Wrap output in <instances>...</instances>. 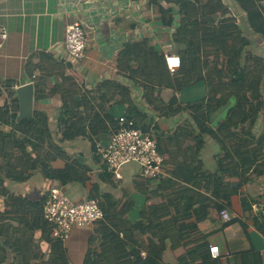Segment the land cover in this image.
Here are the masks:
<instances>
[{
    "label": "trees",
    "instance_id": "obj_1",
    "mask_svg": "<svg viewBox=\"0 0 264 264\" xmlns=\"http://www.w3.org/2000/svg\"><path fill=\"white\" fill-rule=\"evenodd\" d=\"M232 1L244 12L246 24L238 21L232 5L225 0H157L162 21L175 26L171 41L181 59L178 70L170 73L163 54L148 39L128 42L119 54L118 68L132 76L133 85L142 87L143 103L133 100L129 87H118L111 80L102 82L95 91L96 97L100 96L96 107L88 96L76 101L73 88L58 85L56 92L62 99L58 139L45 112L35 110L32 116L20 117L18 99L12 96L14 90L10 91V98L0 105V197L5 201V208L0 209V264H71L63 240L52 237V226L43 216L47 196L33 201L15 195L6 187L5 179L23 182L32 171L41 170L48 179L84 186L88 167L67 154L61 143L86 137L97 152L101 141L95 137L115 132L121 117L150 132L162 155L163 136L159 133L163 132L146 109L169 117L180 108L174 97L167 104L162 102L159 92L163 87L181 90L201 81L207 84L206 97L188 107L195 127L186 123L164 138L170 147L178 145L175 154L184 150V158L180 161L173 154L165 160V173L156 186L151 187L154 180H136V186L152 203L148 205L146 200L135 222L128 215L133 201L115 198L93 183L88 198L98 200L103 218L91 237L98 246L88 249L81 264H166L163 251L186 246V236L196 232L197 223L208 216L210 208L217 212L229 209L232 198L241 194V203L251 214L255 197L242 194V188L260 176L264 186V129L256 130L264 113V56L250 48L253 41L245 28L264 43V0ZM7 87L0 83V96ZM115 97L114 104L126 106L122 115L111 114L103 107ZM224 111L225 117L214 125ZM205 136L220 149L213 170L196 155ZM57 158L64 159L63 168L51 165ZM104 170L99 178L113 183L112 173L106 166ZM252 218L260 225L257 218ZM36 230L50 242L48 259L41 256L34 243ZM210 246L206 240L201 241L180 255L178 264H198V259L200 264H212L220 255L213 257Z\"/></svg>",
    "mask_w": 264,
    "mask_h": 264
},
{
    "label": "crops",
    "instance_id": "obj_2",
    "mask_svg": "<svg viewBox=\"0 0 264 264\" xmlns=\"http://www.w3.org/2000/svg\"><path fill=\"white\" fill-rule=\"evenodd\" d=\"M156 1L0 0V35L2 32L7 33L6 38H0V83L6 87L7 83L10 84V87L3 89L0 105L10 98V91L13 89L12 96L18 99L19 112L21 109L22 112L27 110L31 116L35 110L45 112L49 117L55 139L60 137L58 120L62 111L61 93L56 92L58 85L63 84L65 89L73 88L76 101L88 96L90 103L96 107L99 106L100 96L96 97L95 91L102 82L111 80L116 82L118 87H129L132 90L133 100L141 105L144 101L143 89L139 85H133L132 76L119 71L118 57L125 44L144 39H148L164 58L168 51L176 52L177 47L171 41L175 26H168L162 21L159 2ZM227 3L233 4V2ZM232 9L235 15L242 13L235 5H232ZM176 17L178 20L179 16ZM75 21H82L87 36L85 57L82 59L70 56L64 43L66 27ZM260 42L262 44L260 47L254 43L252 47H257L259 52L262 49L264 56V43L261 39ZM27 84H32V87L22 90L23 94L19 96L18 89L14 88V85L21 87ZM117 90L119 91L118 88ZM207 94L208 88L204 81L181 90L163 87L159 92L162 102L167 104L174 97L178 101L179 110L174 115L166 117L146 109L149 115L155 118L159 131L163 132L159 134L163 136L160 138L162 149L165 151L162 154L164 161H168L179 148L178 145L170 147L164 138L171 136L177 127L186 123L195 127L188 107ZM115 98L103 103V107L111 114L122 115L126 106L114 104L118 99ZM225 114L226 111L213 124L222 120ZM260 121L264 124V113ZM147 122L149 123V120ZM261 125L259 123L258 128ZM3 129L7 128L4 126ZM110 136L111 134H101L95 137V140L106 143ZM204 139L205 143L196 155L202 159L206 168L213 170L220 149L210 136H205ZM61 146L67 154L88 167V179L84 186L77 182L62 183L59 180H51L45 177L41 170H35L23 182L5 179L4 183L8 190L15 195L35 201L47 196L51 188L58 187L73 201H80L88 199L93 183H98L100 191L109 192L118 199L133 201L134 205L128 215L133 222L139 218V209L145 204L147 195L136 186V180L141 177L138 163L125 164L120 179L111 174L113 184L99 178V174L104 173L107 165L88 138L66 140ZM182 151L180 154H175L180 161L185 155ZM167 164L173 167L170 163ZM51 165L55 169L63 168L65 161L57 158L51 162ZM262 181L263 177L260 176L249 182L242 188V194L257 196ZM4 206L3 196L0 197V209L3 210ZM229 209L234 218L224 221L217 210L210 208L208 216L197 223L196 232L186 236L184 240L186 246L176 249L168 247L163 251L164 263L178 264L180 255L206 240L209 245H217L220 250V258L212 260V264H264L263 226L256 224L250 212L242 205L241 194L232 198ZM95 234L96 224L72 229L69 237L63 241L71 264H81L88 249L91 246H98L96 239L91 242V237ZM34 235V243L38 251L44 259H48L51 253L49 240L47 237H42L40 230H36ZM38 261L39 259L36 262ZM196 262L201 263L200 259Z\"/></svg>",
    "mask_w": 264,
    "mask_h": 264
},
{
    "label": "built area",
    "instance_id": "obj_3",
    "mask_svg": "<svg viewBox=\"0 0 264 264\" xmlns=\"http://www.w3.org/2000/svg\"><path fill=\"white\" fill-rule=\"evenodd\" d=\"M235 16L239 22L245 18L243 12ZM6 36L7 33L2 32L0 38L4 39ZM64 43L70 56L76 59L85 57L87 36L82 21H75L67 25ZM165 63L170 73H174L180 67V56L176 52L168 51L165 54ZM19 86L14 85V88ZM97 152L106 163L108 171L117 179L122 177V167L130 162L139 164L142 178L154 180L151 182V187L156 186L158 178L165 173L164 158L158 151L157 140L150 132L134 127L130 122L127 123L124 117L120 118V127L111 134L109 140L106 143L97 144ZM259 189L257 196L253 195L255 199L250 210L251 215L259 220L264 230L263 184ZM151 203V200L146 202L148 205ZM219 213L224 221L234 218L232 211L228 208H223ZM43 216L52 226V237L64 241L69 237L72 229L95 225L103 218V211L95 198L73 201L60 188L53 187L48 192ZM262 233L264 237V231ZM210 252L213 257L220 255L217 245H211Z\"/></svg>",
    "mask_w": 264,
    "mask_h": 264
},
{
    "label": "rangeland",
    "instance_id": "obj_4",
    "mask_svg": "<svg viewBox=\"0 0 264 264\" xmlns=\"http://www.w3.org/2000/svg\"><path fill=\"white\" fill-rule=\"evenodd\" d=\"M227 2H233V1L232 0H228ZM246 23H247L246 22V19L244 18L243 24H246ZM245 33L253 41L252 43H254V45H259V47L262 45L261 42H260V40H259V38H258V36L256 38V36L250 32V29L245 28ZM252 46L253 45L251 44V47H250L251 49H253L255 52H258V53L262 54V51L263 50L261 48H260L261 51L259 52L257 47L255 48V47H252ZM259 123H261L262 125H261V127L258 128ZM263 125L264 124L259 119L258 123L256 124V130L259 129V131H262L264 129V126ZM234 197H236V196H234Z\"/></svg>",
    "mask_w": 264,
    "mask_h": 264
},
{
    "label": "water",
    "instance_id": "obj_5",
    "mask_svg": "<svg viewBox=\"0 0 264 264\" xmlns=\"http://www.w3.org/2000/svg\"><path fill=\"white\" fill-rule=\"evenodd\" d=\"M32 87V84H27L25 86H19L17 89H18V92H19V96H21L23 93H22V90L26 89V88H31ZM19 116L20 117H27V116H31L28 114V111L27 110H24V112H22V109L21 111L19 112Z\"/></svg>",
    "mask_w": 264,
    "mask_h": 264
},
{
    "label": "clouds",
    "instance_id": "obj_6",
    "mask_svg": "<svg viewBox=\"0 0 264 264\" xmlns=\"http://www.w3.org/2000/svg\"><path fill=\"white\" fill-rule=\"evenodd\" d=\"M173 63H175V61H173Z\"/></svg>",
    "mask_w": 264,
    "mask_h": 264
}]
</instances>
